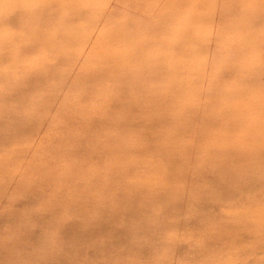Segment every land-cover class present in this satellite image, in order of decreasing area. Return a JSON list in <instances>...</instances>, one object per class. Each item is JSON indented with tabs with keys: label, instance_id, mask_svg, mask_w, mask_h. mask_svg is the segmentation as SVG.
Returning <instances> with one entry per match:
<instances>
[{
	"label": "rangeland",
	"instance_id": "rangeland-1",
	"mask_svg": "<svg viewBox=\"0 0 264 264\" xmlns=\"http://www.w3.org/2000/svg\"><path fill=\"white\" fill-rule=\"evenodd\" d=\"M262 103L264 0H0V264H264Z\"/></svg>",
	"mask_w": 264,
	"mask_h": 264
},
{
	"label": "bare ground",
	"instance_id": "bare-ground-1",
	"mask_svg": "<svg viewBox=\"0 0 264 264\" xmlns=\"http://www.w3.org/2000/svg\"><path fill=\"white\" fill-rule=\"evenodd\" d=\"M55 2V1H54ZM56 17V16H55ZM24 39V38H23ZM62 53V52H61ZM63 54V53H62ZM64 55V54H63ZM221 56V55H220ZM53 61V60H52ZM215 62V61H214ZM217 62V61H216ZM215 62V63H216ZM223 72V71H222ZM215 74V73H214ZM255 75V74H254ZM3 76V75H2ZM256 76V75H255ZM3 78V77H2ZM53 79V78H52ZM52 79H50V81L52 80ZM28 80V79H27ZM16 82V81H15ZM26 82V81H25ZM50 84V83H49ZM49 86V85H48ZM29 88H30V86H29ZM41 88H42V86H41ZM46 88V87H45ZM51 91V90H50ZM53 92V91H52ZM62 92V91H61ZM53 94V93H52ZM55 94H57V93H55ZM55 96V95H54ZM57 96V95H56ZM127 109H129V108H127ZM126 109V110H127ZM259 114H261V115H263L264 116V103H262V105H261V112L259 113ZM206 115V114H205ZM213 118L214 117H211V118H209L207 121H211V120H213ZM261 133H262V131H261ZM156 148V147H155ZM164 156V155H163ZM203 158V157H202ZM212 158V157H211ZM209 160V159H208ZM161 161V160H160ZM213 162V161H212ZM211 162V163H212ZM165 163V162H164ZM213 164V163H212ZM216 165V164H215ZM181 171V170H180ZM113 176V175H112ZM238 176V175H237ZM114 177V176H113ZM232 177H233V175H232ZM235 177H236V175H235ZM202 178V177H201ZM216 178V177H215ZM206 179V178H205ZM209 181V180H208ZM250 181V180H249ZM197 182V181H196ZM257 183H258V181H257ZM128 185V184H127ZM9 187V186H8ZM224 188V187H223ZM263 193V192H262ZM223 196H225V195H223ZM219 197V196H218ZM149 204H151V203H149ZM190 206H192V205H190ZM221 207V206H220ZM190 208V207H189ZM240 208H242V207H240ZM243 209V208H242ZM247 209V208H246ZM246 209H245V211L244 212H246ZM249 209V208H248ZM247 209V210H248ZM253 209V208H252ZM189 210V209H188ZM235 210H237V209H235ZM238 210H239V208H238ZM191 211V210H190ZM220 212V211H219ZM236 212H238V211H236ZM251 212V211H250ZM250 212H248V213H250ZM253 212V211H252ZM228 213V212H227ZM227 213H225V214H227ZM230 213V212H229ZM187 215V214H186ZM247 218V217H246ZM170 234V233H169ZM181 236V235H180ZM172 237V236H171ZM173 238V237H172ZM174 238H176V237H174ZM245 238V237H244ZM190 239H191V237H190ZM172 240V239H171ZM182 241H183V239H181ZM180 240V241H181ZM197 240V239H196ZM203 240V239H202ZM173 242V241H172ZM185 242H188V241H185ZM254 242V241H253ZM256 243H257V241H255ZM202 243V242H201ZM181 244V243H180ZM197 245V244H196ZM192 246V245H191ZM202 246V248L204 247L203 246V244L201 245ZM189 248H190V246H189ZM259 263V262H258Z\"/></svg>",
	"mask_w": 264,
	"mask_h": 264
}]
</instances>
